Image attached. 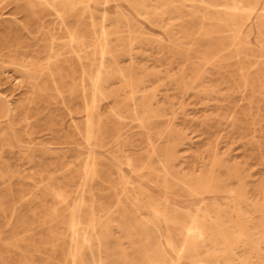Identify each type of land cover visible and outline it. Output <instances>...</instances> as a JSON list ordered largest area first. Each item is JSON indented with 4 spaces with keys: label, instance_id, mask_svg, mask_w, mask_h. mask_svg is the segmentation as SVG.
<instances>
[{
    "label": "rangeland",
    "instance_id": "rangeland-1",
    "mask_svg": "<svg viewBox=\"0 0 264 264\" xmlns=\"http://www.w3.org/2000/svg\"><path fill=\"white\" fill-rule=\"evenodd\" d=\"M0 49V264H264V0H0Z\"/></svg>",
    "mask_w": 264,
    "mask_h": 264
},
{
    "label": "bare ground",
    "instance_id": "bare-ground-1",
    "mask_svg": "<svg viewBox=\"0 0 264 264\" xmlns=\"http://www.w3.org/2000/svg\"><path fill=\"white\" fill-rule=\"evenodd\" d=\"M1 50V49H0ZM238 67V66H237ZM109 78V77H108ZM96 80H97V78H96ZM98 83H101L100 81L99 82H97V84ZM97 86V85H96ZM93 87V86H92ZM100 90V89H99ZM97 91H98V89H97ZM97 91H96V93H97ZM99 93V92H98ZM96 98V97H95ZM95 98H94V100H95ZM99 98V97H98ZM97 102V101H96ZM90 120H91V118H90ZM89 120V121H90ZM95 165V164H94ZM72 220H73V217H72ZM185 220V219H184ZM76 221V220H75ZM187 221V220H186ZM72 222V221H71ZM193 223V222H192ZM74 224V226H73V231H74V237H73V241L75 242V238H76V232H77V229H76V224H77V221L75 222V223H73ZM70 225H71V223H70ZM192 226V225H191ZM78 228V227H77ZM190 229V228H189ZM191 230V229H190ZM189 230V231H190ZM78 231H79V229H78ZM78 234V233H77ZM77 242H75V244H76ZM92 253H90V256H92L91 255ZM94 256V255H93ZM92 258V257H91ZM94 258V257H93ZM93 258L91 259V260H93ZM88 262H90V261H88ZM87 263V262H86ZM94 264V263H93Z\"/></svg>",
    "mask_w": 264,
    "mask_h": 264
}]
</instances>
